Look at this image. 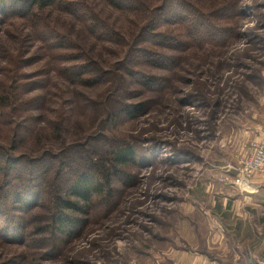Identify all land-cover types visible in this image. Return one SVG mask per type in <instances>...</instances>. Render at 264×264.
<instances>
[{"label": "rangeland", "instance_id": "obj_1", "mask_svg": "<svg viewBox=\"0 0 264 264\" xmlns=\"http://www.w3.org/2000/svg\"><path fill=\"white\" fill-rule=\"evenodd\" d=\"M73 1L98 17L93 28L58 7H34L33 17L28 5L0 2V142L23 125L17 152L58 154L62 177L75 168L70 158L100 174L120 144L135 160L109 176L111 196L95 199L73 235L55 225L50 195L7 215L1 225L18 226L0 232V264L215 256L209 210L221 192L247 187L244 162L264 143V0H192L201 16L191 28L163 18L151 36L136 5L124 12L106 0ZM141 101L133 114L113 112Z\"/></svg>", "mask_w": 264, "mask_h": 264}, {"label": "trees", "instance_id": "obj_2", "mask_svg": "<svg viewBox=\"0 0 264 264\" xmlns=\"http://www.w3.org/2000/svg\"><path fill=\"white\" fill-rule=\"evenodd\" d=\"M106 1L112 7L124 12L132 11V7L136 5L137 13L146 22L142 29L145 31L149 26L153 27L149 30L150 36L153 34L152 30L156 29L159 19H175L174 23L180 24L187 31L188 27L191 28V25H194L201 16L200 8L196 7L192 0ZM0 2L3 3V0H0ZM16 2L25 6L28 5L29 9L33 10L30 14L33 17L36 14L34 7L43 10L52 6L58 7L62 11L72 12L76 18L83 22H91L88 25L91 28L94 26L92 23L98 21V17L94 13L92 14V11L87 5H84V2L77 3L73 0H16ZM174 4L179 10L173 7ZM178 12L179 14H177ZM157 35L163 36L164 34ZM168 35L170 38L172 37V34ZM147 44L157 43H153L150 39ZM137 105L134 109L129 108L130 110L127 109L128 105H121L120 111H117L119 108L115 107L113 112L116 115L121 112L133 114L134 110L140 111L145 102L141 101ZM15 124L17 126L15 132L17 133H14L11 142L9 144L0 142V232H9V235L15 232L18 225L15 227L6 226L5 228V225H1L5 222L4 218L7 215L18 217L17 214L25 213V209L30 210L31 207L40 206L49 195L56 209V212H54L55 225L57 224L61 234L73 235L75 230L83 226L81 225V219L87 214L88 208L91 207L95 199L111 196L113 187L110 185L109 178L112 174L123 171L131 161L135 160L136 152L134 148L131 145L120 144L111 150V156L106 157L108 166L102 169L101 165L100 174L96 168H85L79 163H73L74 159L70 158L71 162L67 163L71 167L75 166V168L71 169L67 176L62 177L64 176H61V174L65 164L58 161V154L45 151L37 156H32L24 152H17L18 144L21 142V135L18 132L23 128V125L19 124L18 126L16 122ZM18 128H20L19 131ZM47 158H50V160H47ZM34 164L41 166L35 167ZM114 169L117 170L113 171ZM104 178L106 181L103 180ZM55 184L57 188L53 187Z\"/></svg>", "mask_w": 264, "mask_h": 264}, {"label": "crops", "instance_id": "obj_3", "mask_svg": "<svg viewBox=\"0 0 264 264\" xmlns=\"http://www.w3.org/2000/svg\"><path fill=\"white\" fill-rule=\"evenodd\" d=\"M246 186H236L228 194L221 192L226 197H218L219 202L209 210L216 224L206 237L215 256L198 254L189 264H264V171L250 178ZM225 213H231V222L224 220ZM178 264L184 262L180 259Z\"/></svg>", "mask_w": 264, "mask_h": 264}, {"label": "built area", "instance_id": "obj_4", "mask_svg": "<svg viewBox=\"0 0 264 264\" xmlns=\"http://www.w3.org/2000/svg\"><path fill=\"white\" fill-rule=\"evenodd\" d=\"M264 171V143L255 142L252 144V153L244 162L241 170L245 179H250L255 174Z\"/></svg>", "mask_w": 264, "mask_h": 264}]
</instances>
